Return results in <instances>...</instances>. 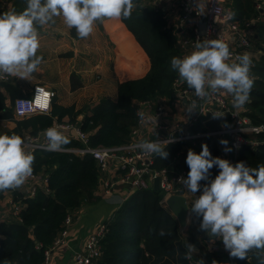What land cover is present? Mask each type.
<instances>
[{
  "label": "trees",
  "instance_id": "trees-1",
  "mask_svg": "<svg viewBox=\"0 0 264 264\" xmlns=\"http://www.w3.org/2000/svg\"><path fill=\"white\" fill-rule=\"evenodd\" d=\"M15 10L21 13L27 6V0H10ZM251 0H227L233 18L242 22L250 11ZM137 5L131 18H121L132 32L137 42L149 58V68L140 77L128 78L117 82L114 97L105 95L92 104L76 108L74 104L61 105L51 102L50 114L34 113L23 118H15V126L3 130L2 135H35L46 128L55 119L67 116L76 120L79 113L80 127L88 133L90 146L118 145L130 139L131 127L136 121V104L140 100L159 96H169L171 84L178 73L171 70L170 60L180 57L182 50L177 45V32L167 25L164 11L152 0H134ZM232 5V6H231ZM0 9V15H1ZM252 12L260 14L262 21L255 22L253 28V49H261L259 41L264 42V8H254ZM247 15V16H246ZM254 85L247 103L246 113L254 123H264V50L257 59H251ZM252 73V72H251ZM183 85H187L182 80ZM54 96V95H53ZM11 116L10 112H6ZM69 143L62 147L79 146L81 142L72 136H66ZM264 140V132L259 134ZM207 144L212 157H219L220 145L212 137L202 139ZM183 142H170L166 145L169 153L166 159L155 156L157 167L171 169L176 164L177 152L183 148ZM31 152L35 160L33 173L45 179L36 184L32 196L19 190L11 191L12 201L18 205L13 219L0 220V264H44L45 248L50 246L63 228L67 215L74 218V211L83 202L98 198L95 192L99 177V166L91 154L76 155L69 151H48L33 147ZM177 166L187 167V153H183ZM175 159V160H174ZM245 162L247 166L257 167L264 164V141L256 148L242 147L236 162ZM190 170V169H189ZM212 175L215 166L210 169ZM206 181H201L204 184ZM4 191H0V197ZM160 192L151 188L133 191L106 220L105 231L100 239L101 253L95 264H196L185 259L187 248L181 240L178 221L172 212L159 202ZM194 202H191L193 206ZM13 211V210H12ZM160 229L170 232L163 237ZM264 259V249H253L246 260L231 257L232 264H260Z\"/></svg>",
  "mask_w": 264,
  "mask_h": 264
},
{
  "label": "clouds",
  "instance_id": "clouds-1",
  "mask_svg": "<svg viewBox=\"0 0 264 264\" xmlns=\"http://www.w3.org/2000/svg\"><path fill=\"white\" fill-rule=\"evenodd\" d=\"M136 7L134 0H27L21 13L0 15V73L27 78L38 69L43 62V56L37 55L38 28L54 23V17L62 16L69 29L75 28L78 37L86 39L97 21L130 19ZM195 49L182 59L173 56L170 67L194 89L197 97L206 98L224 90L232 94L235 108L250 102L254 80L249 74L252 61L248 53L237 56L238 62L229 63L232 53L228 45L216 39L198 41ZM36 103L42 109L48 107L46 99L44 102L37 99ZM194 108L195 103L188 111ZM141 122H145L143 114ZM45 135L48 151H58L69 143L56 127L48 128ZM220 143L227 145L228 141L222 139ZM166 145L167 142L144 140L137 147L166 159L169 155ZM34 160V155L25 151V142L19 135H0V191L20 188L32 175ZM186 163L190 171L187 178L181 177L178 182L193 194L202 189L191 208V212L202 217L200 229L210 238L222 239L229 255L240 260H246L253 249H264V164L255 168L243 161L232 165L227 159L212 157L206 143L199 154L189 149ZM214 166L220 171L210 179ZM201 181L206 183L202 186ZM170 234L164 229L158 232L161 237ZM187 249L185 259L191 260L196 248L188 244ZM260 264H264V259Z\"/></svg>",
  "mask_w": 264,
  "mask_h": 264
},
{
  "label": "built area",
  "instance_id": "built-area-1",
  "mask_svg": "<svg viewBox=\"0 0 264 264\" xmlns=\"http://www.w3.org/2000/svg\"><path fill=\"white\" fill-rule=\"evenodd\" d=\"M197 1L200 0H178L177 25L184 32L178 35V41L182 48L196 50L195 44L198 41L220 40L228 45L232 53L229 63L238 62L236 57L244 53H248L250 56L260 53V49H253L251 42L252 25L263 19L260 14L239 22L233 18V11L227 4V0H205V15L201 16L196 5ZM256 8L263 9L264 2H257ZM203 18L204 20L201 22ZM9 79H11L10 75L0 73V80ZM171 89L173 97L171 103L164 99H159L154 103L149 99L137 102V117L131 127L130 139L122 144L90 146L88 133L81 129L79 120H60L48 128L56 127L62 133L71 134L81 141L82 145L62 147L60 150L73 152L77 155L91 154L98 163L99 181L104 193L111 192L118 184H128L135 189L152 188L153 181L157 178L158 190L161 194L160 203L166 205L165 199L171 194H183L187 195L190 206V203L195 202L202 194V189L193 194L186 186L178 182L181 177L187 178L190 170L186 167L172 166L171 169L167 166L157 167L155 155L143 152L137 145L144 140L167 142V144L183 141L186 143L187 150H193L192 147L200 139L213 136L215 132L205 129L206 120L214 117L213 114H224L216 132L223 140L228 141L225 148L231 150L225 151L224 148L219 157L227 159L232 165H235L240 148H256L264 141L259 137V134L264 132V123H254L251 120L246 113L247 103L240 108L233 107L232 94L224 90L212 93L206 98H199L195 95L194 89L183 85L180 78L174 79ZM37 90H39V96H37ZM45 93L48 94L47 97H45ZM53 95V89L42 83H36L32 86L30 94L14 98L13 113L16 117H26L34 113L49 112ZM37 99L41 102L46 99L48 107L42 109L37 106ZM193 103H195V108L189 112L188 108ZM178 105L179 109H177ZM141 114L145 119L143 123ZM26 139L24 140L25 144L33 147L46 149L48 144L47 138L41 134L27 136ZM219 171L215 167V173L210 179H214ZM28 178H36V175L32 173ZM42 180L45 181L43 178ZM31 193L33 191L30 190ZM11 203L15 213L18 205L14 202ZM71 223V215H67L65 228L61 230L53 243L45 248L44 264H48L52 251L64 242ZM104 231L105 223H98L96 229L84 239L81 247L73 251L71 264H95L101 253L100 239ZM219 243L231 259L229 251L225 249L220 238Z\"/></svg>",
  "mask_w": 264,
  "mask_h": 264
},
{
  "label": "crops",
  "instance_id": "crops-1",
  "mask_svg": "<svg viewBox=\"0 0 264 264\" xmlns=\"http://www.w3.org/2000/svg\"><path fill=\"white\" fill-rule=\"evenodd\" d=\"M259 1L264 2V0H251L250 6L245 8V11H250L247 15H258L252 11L254 8L256 9V4ZM152 2L164 11V19H166L167 25L173 27L177 32L176 43L182 50L181 59L190 55L194 50H185L179 45L178 41V35L184 33L177 25L178 0H152ZM196 5L201 12V16H204L205 0L197 1ZM0 9H2L1 15L15 10L10 0H0ZM203 20L204 18L201 19V22ZM54 21V23L50 22L43 28H38L40 48L37 55L43 56V62L38 66V69L27 78L10 75L11 79L0 80V135H2L3 130H9L15 126V118H23L16 117L13 113L12 102L14 98L30 94L32 86L36 83H42L54 90L52 103L74 104L76 108H79L86 104H92L105 95L114 97L118 81L143 76L149 68L150 63L146 52L121 18L106 19L102 23L97 21L93 33L86 39L79 38L75 28L69 29L64 24L62 16L54 17ZM171 92L172 89L169 96H159L149 98V100L154 103L159 99H164L171 103L173 99ZM179 108L178 105L177 109ZM8 111L11 116H7L6 112ZM50 112L51 110L41 113L50 114ZM81 116L82 113H79L76 120H79ZM53 117L55 119L51 124L60 120H68L67 116H63L60 120L56 119L55 116ZM48 126L39 130L35 135L26 134L25 140H27V136L40 134L46 137L45 133ZM204 127L209 129L206 125ZM63 134L72 136L71 134ZM202 139L192 147L194 152L200 147ZM183 143L181 152L179 150L176 154V156L179 155L175 158L177 165L183 158V153H188L186 143ZM219 145L220 154L221 150L227 145L221 143ZM31 148L33 146L25 144L26 152ZM176 164L172 166L181 168ZM99 178L100 176L95 189L98 198L91 202H83L76 208L65 240L52 251L48 264H71L73 251L81 247L84 239L96 229L97 224L108 220L125 198L137 190L131 188L128 184H118L111 192L106 194L102 190ZM42 183L44 181L41 176L36 175V178H27L18 189L32 196L36 184ZM30 190L33 193L30 194ZM11 202H13L11 191L6 190L3 196L0 197V220L15 217ZM164 206L167 207V205ZM191 208L190 203V211L185 226L180 227L181 240L186 248L188 244L194 245L196 248V251L192 253L191 261L196 264H199L201 260L203 264H213V261H216V264H232L230 257L219 243V238H210L205 231L200 229L202 217H198L191 212Z\"/></svg>",
  "mask_w": 264,
  "mask_h": 264
},
{
  "label": "water",
  "instance_id": "water-1",
  "mask_svg": "<svg viewBox=\"0 0 264 264\" xmlns=\"http://www.w3.org/2000/svg\"><path fill=\"white\" fill-rule=\"evenodd\" d=\"M222 120V116H215L208 120H206L205 125L211 131H215L213 134V138L220 143L221 138L218 132L219 122ZM153 189H158V180L157 178L153 181ZM165 203L167 208L172 212V214L176 217L179 228L184 227L186 223V218L189 210V203L187 199V195L183 194H171L165 199Z\"/></svg>",
  "mask_w": 264,
  "mask_h": 264
},
{
  "label": "rangeland",
  "instance_id": "rangeland-1",
  "mask_svg": "<svg viewBox=\"0 0 264 264\" xmlns=\"http://www.w3.org/2000/svg\"><path fill=\"white\" fill-rule=\"evenodd\" d=\"M251 42H252V46L255 47L254 44H253V37H252V34H251ZM259 45L261 46V49L264 50V42H263V41H259ZM262 50H261V51H262ZM259 54H260V53H259ZM259 54H256L255 56H251V59H257V58L259 57ZM251 72H252V73H251ZM249 74H250V75H251V74L253 75V74H254V73H253V70L250 71ZM246 111H247V110H246ZM225 260H226V259H225Z\"/></svg>",
  "mask_w": 264,
  "mask_h": 264
}]
</instances>
